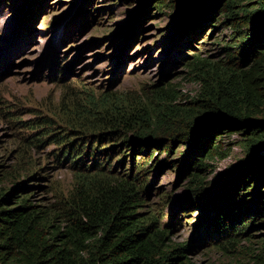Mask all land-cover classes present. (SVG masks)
<instances>
[{
	"label": "trees",
	"instance_id": "1",
	"mask_svg": "<svg viewBox=\"0 0 264 264\" xmlns=\"http://www.w3.org/2000/svg\"><path fill=\"white\" fill-rule=\"evenodd\" d=\"M25 1L17 0L15 7ZM152 1L148 9L157 11L180 5V0H156L151 6ZM193 2L175 18L177 37L193 46L191 40L221 15L232 34L219 60L195 53L187 62L201 84L190 107L171 106L162 98L152 107L126 103L109 90L85 88L75 94L71 121L63 119L67 131H55L54 122L16 120L9 106L3 109L4 116L30 131L44 129L32 142L52 139L49 154L72 170L77 185L70 201L50 207L17 195L25 182L11 191L0 188V264H169L186 257L190 244L169 243L171 230L160 228L159 216L151 214L146 221L139 213L143 191L152 189L150 173L162 163L151 159L159 149L170 154L166 165L181 163V176L192 175L194 198L182 208H201L197 229L203 243L236 250L252 229L264 225V0ZM227 133L242 134L246 157L209 188L202 172L209 158L225 156L219 144ZM183 142L187 149L176 161L171 153ZM136 152H142V161L119 173ZM253 264H264V257Z\"/></svg>",
	"mask_w": 264,
	"mask_h": 264
},
{
	"label": "rangeland",
	"instance_id": "2",
	"mask_svg": "<svg viewBox=\"0 0 264 264\" xmlns=\"http://www.w3.org/2000/svg\"><path fill=\"white\" fill-rule=\"evenodd\" d=\"M190 3L193 0H180L179 8ZM15 4L17 0H0V188L11 191L25 182L16 194L29 195L43 207L70 201L77 179L49 154L54 148L52 139L32 142L44 129L30 131L12 122L3 114L6 106L16 120L54 122L55 131H67L63 119L71 121L75 94L85 88L109 90L126 103L140 101L152 107V101L162 98L186 109L201 91L187 62L195 53L219 60L232 34L218 13L219 22L206 26L190 46V41L184 42L173 32L182 9H148V0H26L21 7ZM242 138L239 133L220 138L225 156L209 158L202 172L209 188L218 186L246 157ZM186 149L185 142L176 143L171 158L177 161ZM140 153H135L132 162L128 157L119 173L142 161ZM168 155L161 149L151 155L153 161L157 158L162 163L150 173L152 189L143 191L139 213L146 221L151 214L158 215L160 228L171 230L169 243L190 244L186 257L173 258L169 264H253L258 256L264 257V225L252 229L251 237L236 250H227L219 242H202L197 229L201 208H182L193 197L192 175L181 176V163L166 165L163 160Z\"/></svg>",
	"mask_w": 264,
	"mask_h": 264
},
{
	"label": "water",
	"instance_id": "3",
	"mask_svg": "<svg viewBox=\"0 0 264 264\" xmlns=\"http://www.w3.org/2000/svg\"><path fill=\"white\" fill-rule=\"evenodd\" d=\"M190 4H191L190 6H192V7L195 6V3H190ZM184 7H186V5H185V4H181V6H180L179 9H182V12H184V11H183V10L185 9ZM179 13H181V12H179Z\"/></svg>",
	"mask_w": 264,
	"mask_h": 264
}]
</instances>
